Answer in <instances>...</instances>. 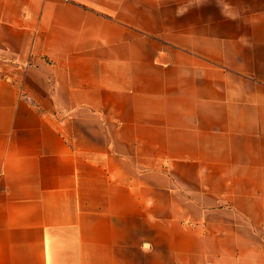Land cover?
Wrapping results in <instances>:
<instances>
[{"label": "crops", "instance_id": "1", "mask_svg": "<svg viewBox=\"0 0 264 264\" xmlns=\"http://www.w3.org/2000/svg\"><path fill=\"white\" fill-rule=\"evenodd\" d=\"M0 264H264V0H0Z\"/></svg>", "mask_w": 264, "mask_h": 264}]
</instances>
